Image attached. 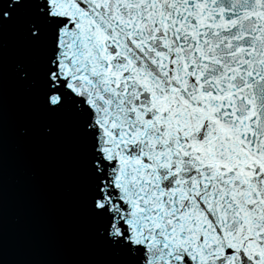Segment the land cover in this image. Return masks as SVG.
Returning <instances> with one entry per match:
<instances>
[{
  "label": "snow or ice",
  "instance_id": "obj_1",
  "mask_svg": "<svg viewBox=\"0 0 264 264\" xmlns=\"http://www.w3.org/2000/svg\"><path fill=\"white\" fill-rule=\"evenodd\" d=\"M8 36L98 264H264V0H0V162Z\"/></svg>",
  "mask_w": 264,
  "mask_h": 264
},
{
  "label": "water",
  "instance_id": "obj_2",
  "mask_svg": "<svg viewBox=\"0 0 264 264\" xmlns=\"http://www.w3.org/2000/svg\"><path fill=\"white\" fill-rule=\"evenodd\" d=\"M4 130L0 162V224L8 264H98L79 207L71 152L63 139L41 137L33 119L38 100L11 77V61L25 55L6 37Z\"/></svg>",
  "mask_w": 264,
  "mask_h": 264
}]
</instances>
